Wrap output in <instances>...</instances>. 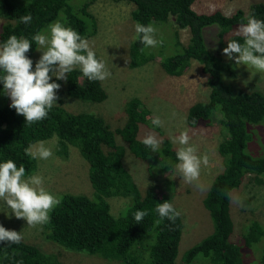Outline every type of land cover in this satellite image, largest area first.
Listing matches in <instances>:
<instances>
[{
	"label": "trees",
	"instance_id": "16d2710c",
	"mask_svg": "<svg viewBox=\"0 0 264 264\" xmlns=\"http://www.w3.org/2000/svg\"><path fill=\"white\" fill-rule=\"evenodd\" d=\"M69 1L0 0V42L7 41L11 35L31 40L32 36L41 33L46 25L59 18L63 26L72 28L82 37H90L95 28L94 16L88 11L90 1L84 2L78 9L75 7V10ZM114 1L133 5L131 16L135 25L139 22L171 28L164 33L163 47L157 46L154 50L145 48L141 51L143 45L135 35L129 51L131 67L142 66L160 57L168 74L180 75L192 60H197L202 65V72L207 75L209 97L189 107L187 123L190 126L210 123L215 113L221 115L224 138L219 143L218 152L223 158L224 169L214 177L203 199L213 222V230L184 252V261L190 264L202 256L204 264H247L243 261L241 245L232 238L231 192L247 176L259 184L264 183V156L255 157L248 151L250 135L246 129V122H264V93L233 89L224 81V58L219 48L215 51L212 46H207L203 31L216 23L221 29L219 40L215 41L222 48L227 47L228 40L243 43V37L234 34L226 39V34L245 22L248 16L264 20V2L252 4L248 12L239 8L232 14H225L218 9L209 13L198 12L193 7L196 0ZM24 15L32 17L30 24L21 22L20 18ZM184 29L189 32L186 44L181 40ZM36 47L33 42L30 52L26 53L32 60ZM53 82L62 84V80L56 78ZM61 92L94 102H102L109 95L101 81H90L79 67L68 74L64 89L57 91L58 94ZM10 103L0 83V163L12 160L17 167L21 164L25 167L26 176L32 175L37 169V159L26 155L25 149L53 137L57 139L55 149L59 156L67 158L73 145L88 162L93 195L63 193L61 203L50 212L48 229L44 231L47 238L66 249L98 255L111 262L116 261V264H176L184 228L182 216L175 222L164 218L157 223L160 217L155 208L159 203L169 202V197L158 196L156 185H150L143 193L124 163L127 150L146 161L148 168L157 165L167 172L179 163L176 149L169 139H163L159 152H153L139 138L140 124H151V119L147 118L151 111L143 101L133 98L127 102V118L115 129L98 114L74 113L62 103L55 104L46 119L28 125L24 116L9 107ZM112 197L127 200L119 214L111 210ZM136 211L149 213L140 224H136L134 219ZM263 237L264 224L257 219L251 221L243 234L247 246L262 241ZM0 264L66 263L22 239L21 243L12 245L0 242ZM250 264H264V252L258 261Z\"/></svg>",
	"mask_w": 264,
	"mask_h": 264
},
{
	"label": "rangeland",
	"instance_id": "374dc122",
	"mask_svg": "<svg viewBox=\"0 0 264 264\" xmlns=\"http://www.w3.org/2000/svg\"><path fill=\"white\" fill-rule=\"evenodd\" d=\"M86 1L88 0H70L69 4L75 10V7L78 9ZM89 1L88 11L94 16L95 28L87 39L92 42L97 58L102 60L112 73L102 82L109 95L102 102H94L74 98L61 92L57 93L59 97L57 103H62L74 113L92 112L98 114L111 125L112 129H115L122 125L127 118V102L138 98L151 111V114L147 116L148 119H151V124H140L138 135L140 139H143L147 133L153 132L162 141L167 138L172 142L174 137L188 131L191 136L190 144L197 148V154L201 157L207 155L209 158L208 165L201 167L199 180L191 184L183 179L176 166L167 172L161 170L157 165L148 168V163L135 157L130 150H127L124 158L125 165L130 168L143 193L150 185H156L155 192L158 196L169 197V202L181 213L184 228L176 264H188L184 261V252L213 230V222L208 209L204 206L203 199L214 177L224 169L223 158L218 152L219 143L224 138L220 123L221 115L215 113L210 123H201L197 126H190L187 123L189 107L195 102L206 101L209 97L207 75L202 72V65L197 60H192L191 65L180 75L168 74L162 66L160 57L142 66L131 67L129 51L131 42L136 35L135 22L131 16L133 5L125 1ZM257 2H264V0H196L193 7L198 12L209 13L218 9L225 14H232L239 8L248 12L251 5ZM59 19L50 24L59 22ZM50 24L46 25L41 33L47 34ZM238 27L239 25L227 33L226 39L236 34ZM155 28L158 30V39L164 38L166 29H171L170 26ZM220 29L219 24L215 23L207 26L203 32L207 46H212L215 51L219 48V52L224 58L226 68V72L223 73L224 81L233 89L242 88L247 91L264 93V74L258 73L254 69L248 71L247 66L236 68L235 62L228 61L222 54L224 48L218 41H215L219 40ZM188 39V30H182V42L186 44ZM169 42L171 45L172 37ZM150 49L154 50L155 47H150ZM41 55V52L35 50L33 70H35V63ZM54 79L55 77H53ZM63 89L64 80H62L59 90ZM153 117H159L163 121V126L154 128ZM246 129L250 135L248 151L255 157L264 156V122H246ZM41 141H44L45 146L53 152V156L48 160L37 159V169L33 174L43 177V187L59 198L65 192L85 193L92 196L94 189L89 179L88 162L81 155L79 149L72 145L69 156L64 158L56 153V137ZM172 145L176 150L179 147L178 144L172 143ZM262 176L264 177V175ZM231 196L234 220L232 238L241 245L244 263L250 264L261 258L264 252V237L262 241L247 246L243 234L246 233L253 220L257 219L264 224V183L259 184L247 176L242 184L231 192ZM110 202L111 210L115 214H119L127 204V200L122 197H112ZM3 211L10 214L11 210L0 204V225L8 230L21 233L23 240L37 245L59 261L66 264L117 263L98 255L66 249L47 238L44 233L48 229L47 223L29 226L25 219H17L14 214L9 218ZM200 257L202 256H198L190 264H204V259Z\"/></svg>",
	"mask_w": 264,
	"mask_h": 264
},
{
	"label": "clouds",
	"instance_id": "9594fccd",
	"mask_svg": "<svg viewBox=\"0 0 264 264\" xmlns=\"http://www.w3.org/2000/svg\"><path fill=\"white\" fill-rule=\"evenodd\" d=\"M20 19L25 25L32 22L30 15L21 16ZM157 32L151 23H136V37L143 45L141 51L163 45V38L157 39ZM236 35L243 37V43L235 39L228 40L222 54L228 61H234L236 68L247 66L248 71L254 69L264 74V20L254 16L246 17L245 22L236 29ZM33 42L37 45L36 50L42 53L35 63V70L33 60L26 55ZM77 67L90 81L103 82L112 75L105 63L97 58L92 42L59 22L50 24L47 34L36 33L31 40L11 35L7 41L0 42V83L3 84V94L11 100L9 107L15 109L18 115L24 116L28 125L46 119L49 111L57 104V91L61 85L50 82L53 77L66 81L68 74ZM152 124L162 127L163 121L159 117H153ZM190 140L188 131L172 139L173 144L179 145L176 150L179 161L177 170L189 184L199 180L202 165L207 166L209 163L208 156H199ZM142 143L153 152H159L163 141L155 133L149 132ZM25 153L33 160H48L53 156L52 150L45 146L44 141L30 145ZM43 183L40 175L26 176V169L22 164L17 167L12 160L0 163V204L11 210L10 214L3 212L9 218L14 214L17 219H25L29 226L48 223L49 213L61 203V199L48 192ZM155 212L160 217L157 223L164 218L175 222L181 215L168 201L159 203ZM148 214L147 211H136V224H140ZM22 239L21 233L0 225V242L12 245L21 243Z\"/></svg>",
	"mask_w": 264,
	"mask_h": 264
}]
</instances>
